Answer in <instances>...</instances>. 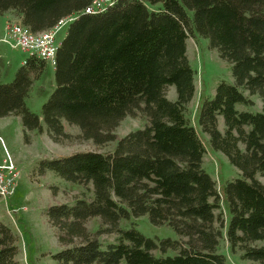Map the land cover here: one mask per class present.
Instances as JSON below:
<instances>
[{
	"label": "trees",
	"instance_id": "obj_1",
	"mask_svg": "<svg viewBox=\"0 0 264 264\" xmlns=\"http://www.w3.org/2000/svg\"><path fill=\"white\" fill-rule=\"evenodd\" d=\"M93 0H0L34 33L78 13L60 42L55 87L41 107L50 138H80L112 151H80L40 161L80 185L73 204L45 207L61 246L59 264H230L218 251L225 233L243 260L264 263V0H115L87 14ZM199 36L230 64L232 82H219L198 107L197 126L187 117L195 94V69L187 38ZM47 62L29 56L9 83L0 82V117H21L25 130L42 131L26 106ZM174 87L175 98L166 91ZM262 102L260 111L239 109ZM145 119L124 136L115 132L127 117ZM219 124H222L220 128ZM209 146L222 153L239 176L220 188L203 166ZM228 218H221L220 201ZM169 227L176 237H151L133 219ZM99 219L95 230L89 220ZM122 221L125 223L122 225ZM116 234L106 245L104 234ZM158 252V254L155 253ZM17 237L0 220V264H18Z\"/></svg>",
	"mask_w": 264,
	"mask_h": 264
},
{
	"label": "rangeland",
	"instance_id": "obj_2",
	"mask_svg": "<svg viewBox=\"0 0 264 264\" xmlns=\"http://www.w3.org/2000/svg\"><path fill=\"white\" fill-rule=\"evenodd\" d=\"M3 15V14H2ZM1 15V16H2ZM0 16V26L7 21L6 16ZM13 20V19H12ZM67 27L62 28L55 36L60 43L66 35ZM29 57L27 52L20 48H13L6 43H0V82L9 83L13 80L16 70ZM187 57L196 71L194 77L195 94L187 105V117L193 125L197 122L198 107L205 97L214 93L219 82H232L230 64L221 59L217 51L209 47L208 40L199 36L187 38ZM53 66L47 63V67L36 79L26 99L27 108L38 114L42 131L24 129L19 115H6L0 117V162L7 155L11 158L18 172L15 193L6 202L0 199V206L6 213V222L17 237L18 264H59L54 255L60 251L61 246L56 237L55 228L48 222L44 213L46 206L50 204L69 203L90 192H84L83 188L68 182L53 171L40 173V161L47 158L68 156L80 151L110 152L116 142H108L104 145L94 144L91 140H85L79 136V129L74 125L64 123L65 131L70 138L59 142L53 141L47 134L46 126L41 116L42 104L55 87ZM169 99L175 98V89L170 86L166 91ZM254 104L251 106L238 105L239 109L260 111L262 102L253 96ZM145 119L140 116L125 117L115 132L118 136H124L131 130L143 127ZM222 128V124H219ZM199 131L206 152L203 157V166L216 181L217 188L228 179L238 177L239 171L230 165L227 158L220 152L214 151L207 142V136ZM264 182L263 177H258ZM6 206L11 212L6 211ZM17 207V208H16ZM16 208V209H15ZM221 218L226 222L228 218L227 205L220 201ZM140 231L151 237H176L175 233L166 226L151 225L146 216L138 220L133 219ZM99 219L88 221L87 227L93 231L96 229ZM125 222L122 221V225ZM103 245L116 240V234H104L100 236ZM219 252L224 253L230 264H264L250 260H243L238 249L230 250L225 233L219 242ZM158 254L157 251H155Z\"/></svg>",
	"mask_w": 264,
	"mask_h": 264
},
{
	"label": "built area",
	"instance_id": "obj_3",
	"mask_svg": "<svg viewBox=\"0 0 264 264\" xmlns=\"http://www.w3.org/2000/svg\"><path fill=\"white\" fill-rule=\"evenodd\" d=\"M115 0H93L91 4L83 10L87 14L101 13L108 6L113 5ZM78 17V13L70 14L60 19L53 27L48 30L34 33L23 25L19 19L10 20L7 23V33L0 41L13 48H20L27 52L29 56H36L43 59L54 67L56 53L60 43L56 42V34ZM18 172L11 158L7 155L0 162V199L6 200L13 196L16 189ZM6 211L11 212L8 206Z\"/></svg>",
	"mask_w": 264,
	"mask_h": 264
},
{
	"label": "crops",
	"instance_id": "obj_4",
	"mask_svg": "<svg viewBox=\"0 0 264 264\" xmlns=\"http://www.w3.org/2000/svg\"><path fill=\"white\" fill-rule=\"evenodd\" d=\"M6 16V19H7V21L5 22V24L3 25V27H1L0 26V38H2V37H4L5 36V34L7 33V23L10 21V20H12V19H18V17L17 16H15L14 14H13V12H11V11H7V12H5V13H3V15L2 16ZM1 16V17H2ZM0 43H3L2 41H0ZM54 68V67H53ZM17 208V207H16ZM15 208V209H16ZM7 218V216H6V213L4 212V210H3V206H0V220H2L3 222H5L6 224H7V222H6V218Z\"/></svg>",
	"mask_w": 264,
	"mask_h": 264
}]
</instances>
